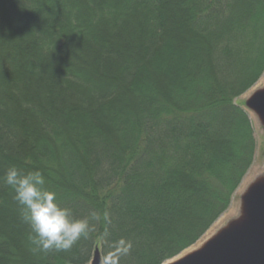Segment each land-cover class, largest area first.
I'll list each match as a JSON object with an SVG mask.
<instances>
[{"label":"trees","instance_id":"trees-1","mask_svg":"<svg viewBox=\"0 0 264 264\" xmlns=\"http://www.w3.org/2000/svg\"><path fill=\"white\" fill-rule=\"evenodd\" d=\"M263 73L264 0H0V264H89L96 248L165 264L192 247L252 165L235 101ZM12 166L109 221L34 250Z\"/></svg>","mask_w":264,"mask_h":264},{"label":"clouds","instance_id":"clouds-1","mask_svg":"<svg viewBox=\"0 0 264 264\" xmlns=\"http://www.w3.org/2000/svg\"><path fill=\"white\" fill-rule=\"evenodd\" d=\"M2 179L14 192L13 199L19 207L21 220L30 229L29 241L35 246L34 250L70 251L82 237L87 238L95 231L96 224L92 221L99 223L102 218L109 221L107 211L103 217L99 212L92 211L87 218H75L72 209L61 206L57 194L45 187L46 179L39 170L24 172L12 166ZM117 244L124 246V254L131 251L130 241L121 240ZM102 264H118V257L114 259L109 254Z\"/></svg>","mask_w":264,"mask_h":264},{"label":"water","instance_id":"water-1","mask_svg":"<svg viewBox=\"0 0 264 264\" xmlns=\"http://www.w3.org/2000/svg\"><path fill=\"white\" fill-rule=\"evenodd\" d=\"M264 129V86L246 101ZM96 248L89 264H102ZM165 264H264V176L252 183L241 200L240 215L200 248Z\"/></svg>","mask_w":264,"mask_h":264},{"label":"rangeland","instance_id":"rangeland-1","mask_svg":"<svg viewBox=\"0 0 264 264\" xmlns=\"http://www.w3.org/2000/svg\"><path fill=\"white\" fill-rule=\"evenodd\" d=\"M263 86H264V73L259 79V81L250 90H248L244 95H242L235 101V103L238 106H240L246 111V113L250 118L253 128V134L255 139V151H254V158L251 167L244 176L238 189L235 191L228 209L217 219V221L197 241V243H195L192 247L186 249L185 251H183L181 254H179L177 257H175L170 261L177 260L185 256L186 254L194 250H197L206 241H208L222 228H224L229 222L237 218L240 215L242 196L244 195V193L252 183H254L260 177L264 176V129L260 124L259 120L256 118V116L246 107L247 99L255 91L261 89Z\"/></svg>","mask_w":264,"mask_h":264}]
</instances>
